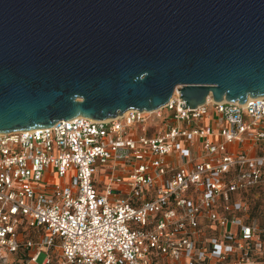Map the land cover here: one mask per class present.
<instances>
[{
	"label": "built area",
	"instance_id": "2783aa9c",
	"mask_svg": "<svg viewBox=\"0 0 264 264\" xmlns=\"http://www.w3.org/2000/svg\"><path fill=\"white\" fill-rule=\"evenodd\" d=\"M181 104L176 92L150 113L1 133L0 258L210 264L236 257L250 264L263 243L238 215L246 202L234 195L259 188L264 197V97ZM155 119L160 125L152 126ZM100 166L108 168L104 193L96 188ZM48 172L61 183H47ZM203 221L214 232L206 240Z\"/></svg>",
	"mask_w": 264,
	"mask_h": 264
},
{
	"label": "water",
	"instance_id": "95a60500",
	"mask_svg": "<svg viewBox=\"0 0 264 264\" xmlns=\"http://www.w3.org/2000/svg\"><path fill=\"white\" fill-rule=\"evenodd\" d=\"M264 97V0H0V134Z\"/></svg>",
	"mask_w": 264,
	"mask_h": 264
},
{
	"label": "rangeland",
	"instance_id": "374dc122",
	"mask_svg": "<svg viewBox=\"0 0 264 264\" xmlns=\"http://www.w3.org/2000/svg\"><path fill=\"white\" fill-rule=\"evenodd\" d=\"M173 115V114H172ZM158 123L160 125V121L155 119L151 124L152 126ZM133 133H140V128H135L134 130H131ZM215 141V138H213ZM236 145V144H235ZM233 146V145H232ZM241 147L243 144L240 145ZM255 149H247L250 151L251 154L258 153ZM256 152V153H255ZM201 154L200 152H197V155ZM118 171H122L124 162L120 163ZM107 173L108 168L106 166H100L98 168V173L95 174V180H96V188L98 189L99 193H104L105 190V184L107 179ZM46 182L50 184L55 183H61V180L58 178V176H54V174L48 172L46 174ZM66 185V183H64ZM120 194L113 195V198L120 197ZM234 198L237 199H243V201L246 202V211H243L241 213H238L240 217L243 218L245 223L252 224L256 227V235L257 238H259L260 242L263 243V248L261 250L255 249V251L250 256V264H264V197H263V189L255 188L250 189L246 193H238L234 195ZM201 231L202 235L205 234L204 240L210 238V236L214 235V232L210 229V223L203 221L201 223ZM46 257L45 253H42L39 256L38 263L41 264ZM0 264H26L25 262H22L19 260L17 256H9L8 258H0ZM210 264H248L247 262H240L238 258L232 257L226 261H211Z\"/></svg>",
	"mask_w": 264,
	"mask_h": 264
},
{
	"label": "bare ground",
	"instance_id": "6f19581e",
	"mask_svg": "<svg viewBox=\"0 0 264 264\" xmlns=\"http://www.w3.org/2000/svg\"><path fill=\"white\" fill-rule=\"evenodd\" d=\"M211 100V97L209 98ZM149 113L152 112V111H148Z\"/></svg>",
	"mask_w": 264,
	"mask_h": 264
},
{
	"label": "crops",
	"instance_id": "0c3cea01",
	"mask_svg": "<svg viewBox=\"0 0 264 264\" xmlns=\"http://www.w3.org/2000/svg\"><path fill=\"white\" fill-rule=\"evenodd\" d=\"M242 148V147H241ZM232 149H234V147H232ZM250 152V151H249Z\"/></svg>",
	"mask_w": 264,
	"mask_h": 264
}]
</instances>
